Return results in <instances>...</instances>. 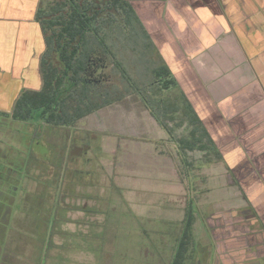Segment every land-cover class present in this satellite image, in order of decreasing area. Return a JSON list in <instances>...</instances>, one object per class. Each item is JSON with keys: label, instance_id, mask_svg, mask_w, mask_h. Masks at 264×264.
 Wrapping results in <instances>:
<instances>
[{"label": "rangeland", "instance_id": "1", "mask_svg": "<svg viewBox=\"0 0 264 264\" xmlns=\"http://www.w3.org/2000/svg\"><path fill=\"white\" fill-rule=\"evenodd\" d=\"M54 1L41 0L40 7ZM122 1L121 7L128 10L127 15L130 12L128 19L118 9L112 18L107 17V22H102L103 19L99 22V32L110 49V56L98 91L107 95L110 101L112 99V104L81 118L69 128L42 130L40 126L39 129L40 133H45L44 141L50 146L77 140L79 133H83L95 141H92L91 149H99L96 161H84L82 166H76L75 161L69 164L72 175L75 166L77 171L84 172L81 179L75 174L76 182L71 180L70 185L64 183L61 175L59 187L64 188L62 192L65 190L72 195V210L68 214L71 223L62 227L66 232L60 230L61 216L54 221L57 234L52 237L48 228L46 213L52 207L48 205L52 203L49 194L56 192L57 185L47 184L39 171L47 173L46 166L52 162V154L43 153L40 157L35 153L37 151L27 152V148L22 147L24 153L20 156L17 151L21 150V140L22 143L26 141L27 132H21V124L0 118V156L7 153L17 177L23 178L21 170L27 169L28 177L22 187L30 193L29 200L37 210L33 216L29 213V219L15 212L10 227L2 222L5 229L10 230L6 237L0 238V241L10 238L3 257L8 264H16L18 237L26 243L31 242L24 252L30 259L36 253L33 264H171L185 205L193 202L191 174L185 175L188 179H183V184V169L201 162V171L204 156L209 151H192L190 155L178 151L176 141L188 137L191 127L182 119L181 107L175 111L171 109L173 101H180L177 91L173 88L162 90L153 74L160 66L153 44L158 47L163 40L153 36L155 29L163 33L157 25L160 9L152 4L154 2ZM152 112L162 126L155 122ZM30 152L32 158L27 163ZM72 157L76 158L75 155ZM87 158L93 157L88 154ZM164 158L170 159V163ZM189 158L192 159L190 162ZM18 162H21L20 166ZM50 171L54 172L52 168ZM168 196L173 199L168 201ZM0 204L16 210L22 203L20 200L10 203L0 195ZM167 207L170 210H166ZM28 208L23 203L21 209ZM23 219L25 224L34 221V229L30 224L16 227L17 221ZM200 229H195L196 239L205 237ZM4 235L0 232V236ZM2 247L0 244V251ZM191 257L190 254L184 264H189Z\"/></svg>", "mask_w": 264, "mask_h": 264}, {"label": "crops", "instance_id": "2", "mask_svg": "<svg viewBox=\"0 0 264 264\" xmlns=\"http://www.w3.org/2000/svg\"><path fill=\"white\" fill-rule=\"evenodd\" d=\"M39 1L0 0V118L19 125L12 118L16 101L42 87ZM143 1L160 9L163 33L155 29L153 36L163 40L158 47L152 43L159 64L169 70L177 94L191 102L210 140L202 170L198 162L182 172V183L190 173L193 185V202L184 208L192 207L194 216L191 261L264 264V0ZM230 211L249 217L246 225L256 234L248 238L244 228L241 237L220 233ZM197 228L205 237L195 238ZM15 255L20 264L22 254ZM3 256L0 264H8Z\"/></svg>", "mask_w": 264, "mask_h": 264}, {"label": "trees", "instance_id": "3", "mask_svg": "<svg viewBox=\"0 0 264 264\" xmlns=\"http://www.w3.org/2000/svg\"><path fill=\"white\" fill-rule=\"evenodd\" d=\"M62 1L55 8L40 11L39 17L37 16L41 19L46 33V51L41 61L42 87L38 92L22 94L16 101L12 116L16 121L44 120L45 123L57 127L70 126L90 113L112 104V99L110 101L107 95L98 91L103 72L107 68L110 49L100 32L99 38L96 35H86L94 22V19L87 16L89 8H80L74 0ZM122 2V0H100L99 19L103 12L108 10L115 12L117 8L127 15L128 10L121 7ZM67 5L72 9V13L67 12L65 8ZM129 17L130 12L127 19ZM107 20L104 18L102 22ZM71 45L74 48L72 53H69ZM87 45L90 47L86 48ZM77 51L79 56L75 57ZM54 53L57 55L59 66L52 63ZM69 71L72 74H69ZM153 74L157 79L156 82L161 83L162 90L168 91L176 86L166 66L157 67L153 70ZM178 96L180 101H173L171 109L176 110L181 107L179 111L182 119L191 127L188 137L176 141L179 151H207L210 140L206 131L187 99L181 93H178ZM151 115L155 122L162 126L153 112ZM193 223L192 207L188 206L171 264H184L188 259Z\"/></svg>", "mask_w": 264, "mask_h": 264}, {"label": "flooded vegetation", "instance_id": "4", "mask_svg": "<svg viewBox=\"0 0 264 264\" xmlns=\"http://www.w3.org/2000/svg\"><path fill=\"white\" fill-rule=\"evenodd\" d=\"M69 1V0H67ZM99 1L100 0H74V3L78 4L81 7H86L89 8V12H87V16L89 18L94 19V22L92 24V27L86 32V35L89 36H94L96 35L99 38V21L100 20H104L108 19L107 17L109 16L110 18H112L111 16L116 12L112 11V10H108L106 12L102 13V16H100L101 18L99 19ZM63 2L62 0H56L54 1L52 4H44L43 3V7H40L41 5V0L39 1V5L37 8V12H36V21L41 29V32L43 34V38H44V45H45V51H46V41H45V30L42 26V22L41 19H38L39 17V13L40 11H47L49 9L55 8L57 7L58 3ZM69 5V4H68ZM68 5L65 7L66 10H68L67 12L72 13V9H70L68 7ZM103 5H101L102 7ZM119 8H117L116 10H118ZM110 14V15H109ZM38 16V17H37ZM106 16V17H105ZM90 46L87 45L86 48H89ZM73 46L71 45L69 48V53H72L73 50ZM97 52H99V47H96ZM45 55V52L43 54V56ZM42 56V59H43ZM79 56V51H77L75 53V57ZM41 59V61H42ZM52 63L56 66H59V61L57 58V55L54 53V62L52 61ZM99 70V69H98ZM69 74H72L71 71H69ZM99 74V71H98ZM99 110V109H98ZM96 110V111H98ZM94 111V112H96ZM92 112V113H94ZM91 114V113H90ZM80 120V119H79ZM78 120V121H79ZM77 121V122H78ZM76 122V123H77ZM75 123V124H76ZM23 128H21L20 130H22L21 132H27V139L25 142L22 143V135L19 131V135H20V140H21V150H18L17 152L20 153V156L24 153V149H22V147H26L27 148V152L30 151H37L35 153L39 154L40 157L43 156V153L46 154H52V156L50 157L52 162H49L48 165L46 166V169L48 170L47 173H50V176H48V174L46 172L43 171H39V174L44 175V179L46 181V183L50 184L51 183H55L57 186L55 187L56 192H54L53 194H49V198L51 200L52 203L48 204L50 206H52L50 209L51 211L46 213L47 216V220H48V225H49V230L51 229V234L52 237L54 234H57V232H55L54 228L57 224L54 223V221H56V217L61 216V219H59V221H62L63 223L60 224V230L63 231L62 227L68 225L71 223V219L69 217V213L72 210V204L70 203V198L72 199V195H70V193L68 194V191L66 192L64 190V192H62V190L64 189L63 187H59L62 185V182L60 181L61 175L64 176V183L69 182L71 180L75 181V174H78V177H80V179L82 178L81 174H83L84 172H81L80 170H76V166L80 165L82 166V163L87 160H93L96 161L99 158V149L95 150L94 148L91 149V143L92 141L95 142L94 140H92L88 135L83 134V133H79V135L77 136V140H71L70 141H65L61 146L60 145H56V146H50L48 143H46L44 141V137L46 136L44 135L45 133H40L39 129L40 126H42V130L43 128H55L57 126H53L51 124H47L45 123L44 120H31V121H26V122H22L20 123ZM74 125V124H73ZM73 125L70 126H59V127H63V128H69ZM81 137V138H79ZM95 140H97L95 138ZM77 141V142H75ZM26 150V149H25ZM77 150V151H76ZM32 152L29 153V156H27V163L30 162V158H32ZM77 152V153H76ZM90 154L91 157L93 158H87V155ZM72 155H75L76 158H73ZM11 158L7 156V153H3L0 156V195H2L3 199H6V201L8 202H13L15 200H20V202L22 203L21 205H19V207L15 210H13L12 207H7L4 204H0V232L4 235V237H6V234H8V230L5 229V225L2 222H5L7 224H10L9 227L11 226V223L13 222V217H14V213L18 212L22 215H25V218H28V215L30 213V215H34L33 212L37 211L36 209V205L33 208V203L30 202L29 200V195L30 193H28L27 191H23L24 188L22 187V183L25 179H27L28 177V173H27V169H25V167H23L22 174H24L23 178L17 177L14 172L13 169H11L10 164L11 163ZM75 161L76 166L75 168H73V175H72V171H69V169H71L69 167V164ZM19 166L21 165V162H18ZM26 164V163H25ZM25 166V165H24ZM10 167V168H8ZM68 167V170H67ZM51 168L54 170V172L50 171ZM43 172V173H42ZM68 173L70 176H68ZM88 174V173H85ZM26 175V176H25ZM72 175V176H71ZM90 175V174H88ZM46 176L48 179H46ZM72 177V178H71ZM19 182H18V181ZM74 182H73V192H74ZM71 185V182H69ZM45 190V188H44ZM54 190V191H55ZM74 195V194H73ZM20 196H22V199H20ZM28 197V200H26ZM68 200V201H67ZM23 203H25L27 206H29V208L27 210L25 209H21L23 206ZM41 206V204H40ZM34 209V211L31 210ZM63 213V216L61 215V212ZM57 211V214H56ZM59 213V214H58ZM223 216V215H220ZM222 218V217H221ZM251 219H249V217L241 215L240 213H232L231 211L226 213V216L223 218V220L220 222V228L218 229L220 233L222 234H226L228 236H237V237H241L240 235L242 233V230L244 228V230H246L244 233L246 234L247 232L249 233L248 238L254 236L256 234V229H249L246 225V223H249ZM20 223V224H18ZM27 224H25V220H20L17 221V226L16 227H20L23 225H28L30 224L31 229H34V221H30L29 223L26 221ZM219 225V223H218ZM24 227V226H23ZM242 227V229H241ZM255 232H254V231ZM49 232V231H48ZM66 232V231H65ZM5 239V238H4ZM9 239V237L7 238ZM18 244L15 245L16 248V253L22 254V260L20 261V264H30V263H34V261L36 260V253L35 256L31 255V259L27 256V254L24 252L29 244L31 243H26L24 241H22L19 237H18ZM53 243V242H51ZM45 244V243H44ZM5 244V248H6ZM32 245V244H31ZM33 250V248H32ZM31 250V252H32ZM5 252V249L3 250V248H1L0 254L3 255V253ZM175 252V251H174ZM33 253V252H32ZM174 255V254H173ZM4 257V256H3ZM31 262H28L29 260ZM191 260L193 259L192 257L190 258ZM188 260V259H187ZM27 261V263H25ZM193 261V260H192ZM190 262L189 264H193V262ZM185 263V262H184ZM200 264H207L206 261H202ZM212 264V263H211Z\"/></svg>", "mask_w": 264, "mask_h": 264}]
</instances>
